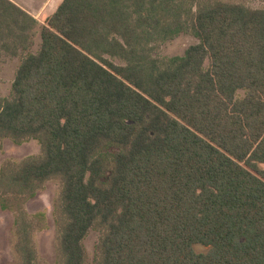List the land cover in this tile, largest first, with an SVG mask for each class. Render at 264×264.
Instances as JSON below:
<instances>
[{
  "label": "trees",
  "instance_id": "16d2710c",
  "mask_svg": "<svg viewBox=\"0 0 264 264\" xmlns=\"http://www.w3.org/2000/svg\"><path fill=\"white\" fill-rule=\"evenodd\" d=\"M37 26L0 0V55ZM186 33L199 43L183 56H154ZM40 39L0 97V144L41 149L0 168L20 264H38L45 215L24 205L50 181L61 264H87L90 231L94 264H264V8L64 0Z\"/></svg>",
  "mask_w": 264,
  "mask_h": 264
},
{
  "label": "rangeland",
  "instance_id": "374dc122",
  "mask_svg": "<svg viewBox=\"0 0 264 264\" xmlns=\"http://www.w3.org/2000/svg\"><path fill=\"white\" fill-rule=\"evenodd\" d=\"M229 2H243L253 9L264 8V0H225ZM40 26L32 32L30 45L26 50H20L18 56L12 57L6 54L0 55V97L9 99L11 95V85L14 80L15 72L22 60L28 54H36L40 49ZM199 40L192 34H180L174 39L168 40L157 45L153 54L156 58H171L183 56L185 51ZM208 67V62L205 63ZM239 95H242L240 92ZM0 168L6 162H21L31 156H38L41 153L39 144L36 141H29L21 146L12 144L9 140L1 141ZM264 170V165H260ZM59 192L57 181L46 182L35 197L29 200L24 208L30 216L38 213L45 215L41 224H36L32 234L33 245L36 250L38 264H61L58 258L57 233L54 226L53 204ZM13 214L0 210V264H20L17 256L13 252L12 237ZM100 234L97 231H90L85 240L84 247L87 255V264H94L96 248ZM196 253H206L207 249L202 246H195Z\"/></svg>",
  "mask_w": 264,
  "mask_h": 264
},
{
  "label": "crops",
  "instance_id": "0c3cea01",
  "mask_svg": "<svg viewBox=\"0 0 264 264\" xmlns=\"http://www.w3.org/2000/svg\"><path fill=\"white\" fill-rule=\"evenodd\" d=\"M33 17L38 26L44 27L46 20L52 16L64 0H9Z\"/></svg>",
  "mask_w": 264,
  "mask_h": 264
}]
</instances>
